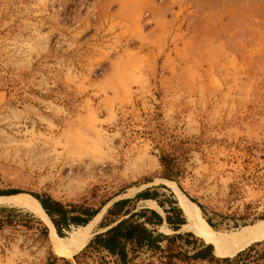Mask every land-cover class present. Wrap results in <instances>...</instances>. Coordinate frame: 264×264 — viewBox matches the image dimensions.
<instances>
[{
	"label": "rangeland",
	"instance_id": "1",
	"mask_svg": "<svg viewBox=\"0 0 264 264\" xmlns=\"http://www.w3.org/2000/svg\"><path fill=\"white\" fill-rule=\"evenodd\" d=\"M0 91V197L108 200L63 237L43 209L0 204V264H116L84 249L121 199L185 219L131 264H264V242L225 261L255 242L197 236L178 195L215 231L264 220V0H0ZM201 242L221 249L194 260Z\"/></svg>",
	"mask_w": 264,
	"mask_h": 264
},
{
	"label": "trees",
	"instance_id": "2",
	"mask_svg": "<svg viewBox=\"0 0 264 264\" xmlns=\"http://www.w3.org/2000/svg\"><path fill=\"white\" fill-rule=\"evenodd\" d=\"M18 191L7 192L6 195L16 194ZM37 199L38 204L42 207L50 222L52 223L55 232L58 236L63 237L65 231H69L72 227H78L85 225L93 216H95L99 209L108 201L102 202L99 208H92L88 206H80L76 208L71 204H63L58 200H55L47 194L32 195ZM148 199L155 198L156 192H150L146 190L136 194L135 198ZM130 199H121L114 202L108 209L107 215H112L107 223H103L100 226L105 228L104 231L95 233L93 238L85 246L92 248L93 250L102 253L103 255L114 258L116 264H131L133 261L134 253L141 248L159 249L161 250V243L172 242L176 238H181V234H175L169 236L158 232L155 228L166 223L168 227L173 230H178L182 224L185 223V219L182 216L180 208L174 206L172 208L174 215L171 216L168 210L163 208L166 213L162 216L155 210L142 208L138 211L132 212V210H123L126 203L130 202ZM175 202V201H174ZM160 204V203H159ZM161 205V204H160ZM198 207L204 210L201 204ZM5 208H1V210ZM11 210H8V212ZM206 222L213 226L210 220L207 218ZM42 233H46V228L42 230ZM191 235V233H186ZM255 242L245 249L239 251L233 258H224L225 261L238 262L243 256H246L256 246L263 243ZM221 247L210 242L205 244L200 243V246L195 248L193 254L190 256L194 260H206L212 259L213 253ZM264 250V248H263ZM140 264H150L141 262Z\"/></svg>",
	"mask_w": 264,
	"mask_h": 264
},
{
	"label": "bare ground",
	"instance_id": "3",
	"mask_svg": "<svg viewBox=\"0 0 264 264\" xmlns=\"http://www.w3.org/2000/svg\"><path fill=\"white\" fill-rule=\"evenodd\" d=\"M178 195L180 197L181 208L188 221L186 227L190 228L197 236L210 241H216L226 250L231 252H236L253 242L264 239V220H260L249 226L241 227L239 230L230 233L215 231L200 222L193 212L192 204L181 193H178ZM25 203L35 206L42 211L41 206L29 198L21 196L0 197L1 205H9L25 209ZM93 223L94 220H90L87 223L86 228L89 230ZM58 245L65 247V245L60 243H58Z\"/></svg>",
	"mask_w": 264,
	"mask_h": 264
},
{
	"label": "crops",
	"instance_id": "4",
	"mask_svg": "<svg viewBox=\"0 0 264 264\" xmlns=\"http://www.w3.org/2000/svg\"><path fill=\"white\" fill-rule=\"evenodd\" d=\"M1 98H2V93H1V91H0V101H1Z\"/></svg>",
	"mask_w": 264,
	"mask_h": 264
}]
</instances>
